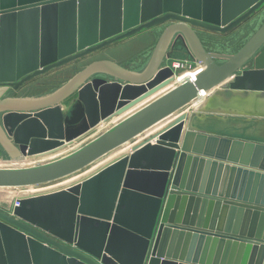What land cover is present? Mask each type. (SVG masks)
Listing matches in <instances>:
<instances>
[{"label": "water", "instance_id": "obj_1", "mask_svg": "<svg viewBox=\"0 0 264 264\" xmlns=\"http://www.w3.org/2000/svg\"><path fill=\"white\" fill-rule=\"evenodd\" d=\"M263 14L264 0H0V112L19 161L88 134L100 117L122 111L129 89L144 88L134 85H151L165 70L175 74L161 66L172 33L207 67L66 156L1 166L0 187L36 186L81 171L202 90L211 93L189 118L162 133L173 137L147 142L67 188L19 196L14 216V196H0V264H264V140L194 124L207 115L264 122V22L234 54L206 50L195 32L229 34ZM165 24L142 73L94 61L51 96L35 102L6 97L41 75ZM95 73L107 77L90 78ZM108 87L114 89L105 95ZM76 90L79 124L71 127L59 102ZM47 113H56L57 122L41 120ZM13 117L19 119L15 126ZM34 121L43 122L46 133L22 138V127ZM53 205L72 217L69 234L42 222Z\"/></svg>", "mask_w": 264, "mask_h": 264}, {"label": "crops", "instance_id": "obj_2", "mask_svg": "<svg viewBox=\"0 0 264 264\" xmlns=\"http://www.w3.org/2000/svg\"><path fill=\"white\" fill-rule=\"evenodd\" d=\"M168 26V24L161 25L155 28L151 29H145L129 38H126L124 40H121L117 43H114L102 50H99L98 52H95L91 55H97L98 58L95 59V61H108L112 62L113 64H116L120 66L123 69H126L132 73H142L145 71V69L148 67L150 60L152 58L153 52L155 50V47L164 31V29ZM201 29H195L196 34L199 36L201 42L203 43L201 39ZM178 33L174 32L172 33L169 38L167 39V42L165 43L164 46V52H163V60L161 62V66H164L166 63L169 64L170 60H173L175 58H182L183 56L185 57L186 60H189L188 58H193L196 60L195 56L192 55L191 51L185 47L184 42L181 40L177 39ZM140 45V49L134 52L133 54H128L127 50L130 48L132 45ZM203 46L205 47L206 50L208 48L205 46L203 43ZM208 51H211L209 49ZM170 54V57L168 58L167 55ZM89 55V56H91ZM173 58V59H172ZM83 59V58H82ZM81 60V59H79ZM197 61V60H196ZM76 62H73L61 69H72L75 67ZM94 62V61H93ZM170 65V64H169ZM85 68V67H84ZM83 69V68H82ZM81 69V70H82ZM79 70V71H81ZM77 71V72H79ZM75 72L71 77L65 79V81L61 82L59 86L56 88H53L51 90L45 91V92H33L31 91V87L35 83H39L38 80L40 77L39 76L30 82L24 84L20 89L14 90L11 89V91L7 94L6 97L9 98H15L19 99L20 101H31L35 102L34 100H37L39 98H43L46 96H51L56 92L57 90L61 89L71 78L77 73ZM95 74H101L102 77H107L104 73H95ZM14 91V92H12ZM20 91V92H18ZM57 103V102H56ZM62 111L64 113L65 120L67 121V124H69L71 127H76L79 124V108H80V103H79V94L78 91L76 90L75 92L70 93L68 96L63 98L60 102ZM33 104V103H32ZM36 104H34L35 106ZM26 108V107H25ZM35 110V109H34ZM4 114L3 112H0V159H2L1 162H6L5 164H8V162H18L19 158L18 156H13L18 152V145L13 141L11 136L8 135L7 131L3 127L2 124V116ZM57 114L56 113H47L44 116V120L47 123H54L57 122ZM18 118L13 117L11 119V125L15 126L18 122ZM47 128H45L43 122H36L34 121L33 123H30L27 126H23L22 129L20 130L19 134L22 138L26 139L31 135H42L46 133ZM95 130V126L91 127V131L88 133V135ZM87 136L84 135L80 137L77 140H82ZM264 140V138H258ZM76 141V140H75ZM127 154H132V151H129ZM111 157V156H110ZM109 158V157H108ZM106 158V159H108ZM101 160V159H100ZM114 161V159H110L107 161V163H104L100 165L98 168H95L94 171H91L92 174L103 168L106 164ZM14 164H10L11 166ZM92 165V164H91ZM89 167V166H88ZM1 168V166H0ZM84 171H86V168L83 169L82 171H79L83 176L80 180H83L92 174H84ZM90 172V173H91ZM79 180V181H80ZM11 196V195H10ZM14 196V195H13ZM11 196L10 198H13ZM2 198V197H1ZM47 214L42 219V222L46 225H48L50 228L61 231L64 230L67 234L70 233L71 230V216L70 214L66 213L65 210L60 209L56 207L55 205L53 206H47L46 207Z\"/></svg>", "mask_w": 264, "mask_h": 264}, {"label": "rangeland", "instance_id": "obj_3", "mask_svg": "<svg viewBox=\"0 0 264 264\" xmlns=\"http://www.w3.org/2000/svg\"><path fill=\"white\" fill-rule=\"evenodd\" d=\"M263 22H264V14L261 15V17H257L255 19H253L252 21L247 23L244 27H241V28L229 33V34H222V33H217V32H208L205 30H201L200 31L201 39H202L203 43L205 44V46L208 48V50L211 49V51H214V52L234 54L246 43V41L263 24ZM139 49H140V45L135 44V45L130 46V48L127 50V52H128V54H130V53L133 54L134 52H136ZM97 58H98L97 55L87 56V57L79 60L76 63L75 67L72 69H66V70L65 69H61V70L56 69V70H53L49 73L41 75L42 77H40L38 80L39 83H35L31 87V91L42 93V92L51 90L53 88H56L57 86L60 85L61 82L65 81V79L71 77L75 72H77V71L81 70L82 68L88 66L93 61H95V59H97ZM188 59L189 60H186L185 57L183 56L182 58L178 57V58H175L173 60H170L169 64H170V67L175 72V75L183 72L186 69L194 68L196 66V64H198V62H199L198 60H197L198 62L196 60H194L195 62H193V58H191V57ZM174 62L180 63V66L177 70H175L172 66ZM223 62H224V60H219L218 64H223ZM169 64L166 65V63H165L164 66H169ZM199 64H200V62H199ZM251 65H252V61H250L246 64V66H249V67H251ZM242 69L243 68H240L237 72L240 73L242 71ZM94 77H102V75L101 74H93L90 78H94ZM142 86L144 88H146L147 90H149L152 88L153 85H152V83H151V85H149V83H148V84H144ZM154 89H155L154 91L156 92L157 88L154 87ZM12 92H14V91H12ZM18 92H20V91H18ZM156 93H158V92H156ZM156 93H154V94H156ZM125 109H126V106L124 105V107L122 108V111H124ZM193 111H194V109L191 107L187 108V109L184 108L182 111L181 110L177 111L174 114V116L176 115V117H178V116L184 114L187 118H189L191 116V114L193 113ZM172 116H170V117H172ZM169 118H167V119H169ZM122 119H123V115H121L120 112L117 111V108H115L114 112L111 115H109L105 118L100 117L98 124H96V126H95V127H97L98 130H96L95 133H93V134L92 133L90 135L87 134V136L84 138V140L82 141L81 144L85 145L86 143L90 142V140L97 137L102 132L109 129L110 127H112L113 125H115L117 122H119ZM167 119H165L164 121H166ZM161 123H159L157 125H153L151 128H149L148 130L141 133L139 135V137L130 141L125 146L129 145L130 147L129 146L128 147L130 148V151H135V148L138 147L139 142L142 141L143 139H148V137H149L148 135L150 134V132L152 130H154L155 128H157ZM174 124H169L168 127L170 125H174ZM248 129L249 128H247V130ZM247 130L244 133L242 131H239L237 134H239L240 136H244V137L250 136L249 134L246 133ZM252 138H254V137H252ZM159 139L160 138H157V139H154L152 141H151V139H149V140H147V142H150L151 144H155L157 142V140H159ZM81 146H83V145H81ZM125 146L120 148V149H117L116 151L110 153L109 155L103 157L101 160H99V161L93 163L92 165H90L89 167H87L86 171H84V174H87V173L91 174L92 173L91 171H94L95 167H99L100 165L107 163V161L110 159L116 160V158L126 154V151H128L129 148H127ZM65 152H67V150ZM57 156L58 155H51L50 153H45V154L41 155V157L33 159L30 166L49 162L51 160H54L55 158H58ZM106 158H108V159H106ZM1 161H2V159H0V166L4 165V166L9 167V164H4ZM11 163H13V162H11ZM81 175L82 174L80 173V175H79L80 178L78 176H76L77 177V178L75 177L76 180L72 177L73 182L71 181L68 184H66L65 186H61L60 183L66 181V180L72 179V178L61 179L59 181H53V182H50L51 184L47 183V184L42 185L41 187L40 186H38V187H33V186H29V187H0V192L4 189V190L13 192L14 196H26V195L30 196V194L31 195H37V194L49 193L51 191L67 188V186H69V184H72V183L79 181V179H81L83 177ZM56 185H58V186H56ZM51 186H53V187L55 186L54 190H50V189L47 190L48 187H51ZM42 188L46 189L45 191H47V192L40 190ZM32 189L33 190L38 189V190H36V192H32Z\"/></svg>", "mask_w": 264, "mask_h": 264}, {"label": "bare ground", "instance_id": "obj_4", "mask_svg": "<svg viewBox=\"0 0 264 264\" xmlns=\"http://www.w3.org/2000/svg\"><path fill=\"white\" fill-rule=\"evenodd\" d=\"M198 64H199V62H198ZM206 68H207L206 64L200 63L198 66H195L194 68L186 69V70H184L183 72H181V73H179L177 75H175V74L173 75L172 72H169L168 70H165V71L162 72L160 77H158V78H156L155 80L152 81V85L153 86H152L151 89L147 90L146 88H143V89L138 90V91L133 89V88L129 89L130 90V92H129L130 97L129 98H131V99H129L128 101L127 100L125 101L126 109L124 111H121L120 114L123 115V119L128 117L129 115H131L132 113H134L138 109L144 107L145 105L149 104L153 100L157 99L159 96H161V95L165 94L166 92L172 90L173 88H175L176 86L182 84L183 82L195 80L197 78V76L202 71L206 70ZM134 86H139V87H136L137 89L143 87L142 85H134ZM154 87L157 88L156 92H158V93H156L154 91L155 90ZM113 89H114L113 87L106 88L105 91H104L105 95H109V93H111V91ZM154 93H156V94H154ZM210 94L211 93L209 91L202 90L201 93L199 94V96L194 101H192L191 103H189L188 105H186L185 107H183L180 110L182 111L184 108L187 109V108L191 107L195 111L200 106V104L202 102H204V100L210 96ZM175 113L172 114L173 116L170 115L172 117L168 116L167 118L170 117L169 119L165 118V119H167L166 121H164L165 119H163L162 121L156 123L155 125H157V124L162 122L157 128H155L154 130H152L150 132L151 135L150 134L148 135L149 136L148 139H143L142 141L139 142V144L137 143L138 147L142 146L143 144H145L147 142V140H149V139H151V141H152V140L157 139V138H162L163 136H166L167 134L169 136H172L169 133V131L166 132L165 135H162V133L164 131H166L169 127L172 126V125H170L168 127L169 124H174L175 122L177 123L178 120H180V119L185 117L184 114L176 117V115L174 116ZM194 124L196 126H199V127H203V128H206V129L215 130V131L220 132V133L231 134V135H239V134H237L239 131H242L244 133L247 130V128H249L246 133L249 134L250 136H245V137L264 138V122L263 121L258 122L255 118L252 119V120H247V119H240V118L231 117L230 119L223 121L222 119L218 118L215 115H207V117L203 118V119L196 118V120L194 121ZM91 133L93 134V133H95V131L91 132ZM137 137H139V135ZM137 137H135V138H137ZM83 140L84 139L82 138V140H76V141L74 140V141L68 142L63 147H60V148L54 150L53 152L50 151L51 153L50 152L49 153L51 155H58L57 156L58 158L66 156V155L70 154L71 152H73L74 150L80 148L81 145H84V144H81ZM124 146L125 145H123L122 147H124ZM128 146H125V147L129 148L130 146L129 147ZM122 147H119L117 149H120ZM66 150H67V152H65ZM116 150H114V151H116ZM128 151H129V149H128ZM128 151H126V154L128 153ZM133 152L134 151H132V153ZM41 155H43V154H41ZM41 155H37L36 153H34L32 155L26 156L24 158V160H22V161L13 162V164H14V166H19V167L20 166L24 167L25 165L30 166V164L32 163L33 159L39 158V157H41ZM58 158H55V159H58ZM95 168H98V167H95ZM78 174L80 175L79 171L74 173V174H71V175H68L66 177H63L61 179H67V178L69 179V178L73 177L76 180V178H77L76 176L79 177ZM73 178L60 183V185L61 186H65L66 184L71 182L73 180ZM61 179H59V180H61ZM59 180H57V181H59ZM45 184H47V183H45ZM72 184H69V186L72 185ZM42 185H44V184L36 185V186H33V187H38V186L41 187ZM56 186H58V185H56ZM54 187L53 186L48 187L47 190H49V189L50 190H54ZM36 190H38V189H35V190L32 189V192H36ZM40 190H42L44 192H47V191H45L46 189H43V188L40 189ZM10 195L13 196V192L7 191V190H4V189L0 192V196H3V197L6 196L7 198H9V197H11Z\"/></svg>", "mask_w": 264, "mask_h": 264}, {"label": "built area", "instance_id": "obj_5", "mask_svg": "<svg viewBox=\"0 0 264 264\" xmlns=\"http://www.w3.org/2000/svg\"><path fill=\"white\" fill-rule=\"evenodd\" d=\"M198 65L199 64H196V66H198ZM172 66H173V68L175 70H177L179 68V66H180V63L174 62ZM19 205H20L19 196H14V203L12 205V208L9 211V214L12 215V216H14V208L17 207V206H19Z\"/></svg>", "mask_w": 264, "mask_h": 264}, {"label": "flooded vegetation", "instance_id": "obj_6", "mask_svg": "<svg viewBox=\"0 0 264 264\" xmlns=\"http://www.w3.org/2000/svg\"><path fill=\"white\" fill-rule=\"evenodd\" d=\"M96 130H98L97 127H95V130H93L92 132H94V131H96Z\"/></svg>", "mask_w": 264, "mask_h": 264}]
</instances>
